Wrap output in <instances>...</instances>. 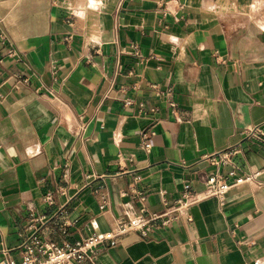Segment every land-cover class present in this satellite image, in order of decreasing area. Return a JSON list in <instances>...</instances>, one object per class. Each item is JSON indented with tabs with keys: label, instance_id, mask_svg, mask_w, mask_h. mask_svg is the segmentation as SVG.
Wrapping results in <instances>:
<instances>
[{
	"label": "crops",
	"instance_id": "1",
	"mask_svg": "<svg viewBox=\"0 0 264 264\" xmlns=\"http://www.w3.org/2000/svg\"><path fill=\"white\" fill-rule=\"evenodd\" d=\"M0 93V259L22 258L31 213L55 242L112 229L142 206L136 177L161 211L241 141L261 185L126 233L100 264H264V145L243 139L264 129V0H0Z\"/></svg>",
	"mask_w": 264,
	"mask_h": 264
},
{
	"label": "built area",
	"instance_id": "2",
	"mask_svg": "<svg viewBox=\"0 0 264 264\" xmlns=\"http://www.w3.org/2000/svg\"><path fill=\"white\" fill-rule=\"evenodd\" d=\"M10 54L16 56L14 48L10 50ZM172 90V86L169 85L163 93L171 94ZM171 105L174 106V103ZM143 138V148L146 152H150L152 143L147 141L146 133ZM243 139L264 145V129L260 124L253 125L243 131ZM244 155L245 147L241 141L223 150L203 155L201 160L215 167V170L212 173L200 175L202 189L197 190L193 183L186 182L181 196L172 202L164 200V208L161 211H150L145 205L148 193L139 187V177H136L128 189L123 191V194L129 195L131 199L138 198L142 202V206L126 218L120 219L112 229L105 232L95 231L82 240L65 239L62 242H55L42 237L38 232L37 224H44V220L39 215L31 213L28 226L31 232L22 234V258L15 259L9 248H3L0 264H100L101 253L114 246L118 242V238L126 233L135 232L141 237H145L158 229L170 227L174 221L183 216L188 221H192L190 209L200 201L216 197L223 203L226 195L235 187L244 183L261 185L262 181L259 178L261 170L245 169L239 161ZM226 166L229 169L223 171L222 168ZM56 191L61 194L67 193V189L60 186ZM45 199L51 203L53 201L52 193H48ZM102 207H105V204ZM66 226L67 223L64 222L62 224L63 232L67 231Z\"/></svg>",
	"mask_w": 264,
	"mask_h": 264
},
{
	"label": "clouds",
	"instance_id": "3",
	"mask_svg": "<svg viewBox=\"0 0 264 264\" xmlns=\"http://www.w3.org/2000/svg\"><path fill=\"white\" fill-rule=\"evenodd\" d=\"M257 264H260V262H259V261H257Z\"/></svg>",
	"mask_w": 264,
	"mask_h": 264
}]
</instances>
